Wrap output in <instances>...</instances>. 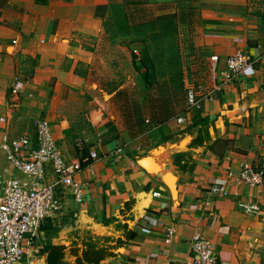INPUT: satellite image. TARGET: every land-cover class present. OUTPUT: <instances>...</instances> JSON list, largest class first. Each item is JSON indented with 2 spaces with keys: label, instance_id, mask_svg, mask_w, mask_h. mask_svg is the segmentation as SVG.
<instances>
[{
  "label": "crops",
  "instance_id": "obj_1",
  "mask_svg": "<svg viewBox=\"0 0 264 264\" xmlns=\"http://www.w3.org/2000/svg\"><path fill=\"white\" fill-rule=\"evenodd\" d=\"M122 1L0 0V144L5 134L33 130L37 88L43 80L68 75L65 67L70 62L89 66L100 57L104 20L96 14L97 7ZM144 2L157 19L180 16L189 7L197 10L198 22L179 24L175 30L187 31L189 38L184 46L189 51L185 84H194L204 94L200 108L185 114V123L207 117L216 126L210 128L211 138L219 143L213 148L207 140L195 145L198 130L177 134V118L145 126L138 135L125 133L120 145L113 143L110 150L119 147V152L85 164L77 175L88 182L82 200H74L71 191L63 196V209L56 217H72L75 227L60 237L40 235L38 247L28 250L35 252L28 262L48 264L47 253L41 251L44 241L83 243L92 236L116 234L112 219L126 200L134 198L131 225L137 237L119 249V264H189L197 233L213 243L224 264H264V184L231 182L228 195H213L208 189L228 168L238 171L242 163L264 167V0ZM237 51L253 58L255 74L224 81L226 58ZM213 55L219 56L215 70ZM32 58L37 60L33 69L27 61ZM15 83L18 92H13ZM210 93L213 100L207 97ZM153 133L169 138L151 141ZM97 146L102 156L103 147ZM75 149L63 152L73 158L78 156ZM176 154L187 159L175 160ZM7 165L0 147V170ZM243 203L255 205L257 211L246 212ZM80 230L91 236L85 238Z\"/></svg>",
  "mask_w": 264,
  "mask_h": 264
},
{
  "label": "built area",
  "instance_id": "obj_2",
  "mask_svg": "<svg viewBox=\"0 0 264 264\" xmlns=\"http://www.w3.org/2000/svg\"><path fill=\"white\" fill-rule=\"evenodd\" d=\"M211 60L215 70L219 56L213 55ZM225 63L224 81L255 74L253 58L242 51L229 55ZM19 89V83H15L13 92ZM203 95L194 84H186L188 110L199 109ZM207 97L213 100L211 93ZM176 118L179 123L186 121L185 114ZM75 144L78 156H67L59 147L50 121L42 116L34 118L32 131L17 136L3 135L0 147L6 153L8 165L0 170V264H21L29 248L38 247L40 231L47 218L62 212L58 192L63 188H71L74 200H82L88 182H81L77 175L85 164L100 159L101 155L97 144L88 137L77 138ZM120 150L117 148L108 154L115 155ZM15 172H21L25 177L14 176ZM231 182L250 187L262 186L264 167L242 163L238 171L228 168L223 176L211 183L210 190L213 194L228 195ZM153 194L160 196L159 192ZM241 206L246 212L257 211L252 204L243 203ZM173 232L172 228L168 230L169 238ZM192 246L189 264H224L213 243L200 233L193 236Z\"/></svg>",
  "mask_w": 264,
  "mask_h": 264
},
{
  "label": "rangeland",
  "instance_id": "obj_3",
  "mask_svg": "<svg viewBox=\"0 0 264 264\" xmlns=\"http://www.w3.org/2000/svg\"><path fill=\"white\" fill-rule=\"evenodd\" d=\"M114 1L118 2L119 0ZM112 5L103 3L102 6L104 7L98 11L102 13L100 17L104 20L103 30L100 38H98L100 39L98 52L100 57L95 61L93 60L89 66H81L70 62L65 67L66 71H70L68 75H66L67 72L64 73V76L54 75L43 80L37 88L39 99L35 106V115H37L36 117H46L50 121L59 147L64 152L68 148L73 153L74 148H76L75 155H78L79 150L75 142L77 138L83 136L90 138L96 144L100 143L102 145L101 158L104 156H114L108 154L113 149V143L119 146L121 140L123 141L124 139L125 133L132 135L126 124V117L129 114L128 106L133 108L135 100L142 102L146 99L147 87L142 76L133 67V52L141 55L143 50L153 55L155 48L149 45L151 43L145 45L142 41H133V39L137 35L153 33L154 31L149 27H145L140 30L131 29L129 33H121L115 22ZM109 7H111L112 14L108 13ZM178 7H181L179 11H183L182 6L179 5ZM186 32L180 30L170 35L173 39L175 52L181 60L182 67L188 62L187 56L189 54V51L184 50V46L188 43L189 39L186 36ZM27 61L28 64H31L32 69V66L37 63V60L34 58L31 61ZM29 76L33 77L31 73ZM121 79H124L122 84H120ZM191 110H187L186 113ZM34 118L33 120L31 119L32 126ZM185 122H178L180 124V131L177 134L184 136L185 134H191V130L195 129L198 130L197 136L200 132V127H190V124L193 122L192 120L188 123ZM212 124L214 125L212 126ZM148 125L152 126L146 120L142 128ZM209 125L210 128L216 129L215 123H210ZM162 138L164 137L157 133L150 135L151 141H161ZM217 143H219V139H213L212 137L208 139L207 146L213 148L214 144ZM184 159H187L186 156H182L181 154L175 155V160ZM185 161L188 164L191 160ZM14 176L25 177L21 172H15ZM210 185L208 189L213 194L210 190ZM70 191L71 188H63L58 192V199L61 201L64 198L63 196L67 195ZM71 218L68 215L56 217L51 222L58 223L59 230L57 232L42 231L40 235L50 238L69 234V228L75 227V222H72L71 220L73 219ZM80 231L85 238L91 236L86 235L87 233L84 230ZM41 239L44 238L42 237ZM46 242L44 241L43 245ZM28 256L34 259L35 252L32 251L30 254H26L21 264H29Z\"/></svg>",
  "mask_w": 264,
  "mask_h": 264
},
{
  "label": "trees",
  "instance_id": "obj_4",
  "mask_svg": "<svg viewBox=\"0 0 264 264\" xmlns=\"http://www.w3.org/2000/svg\"><path fill=\"white\" fill-rule=\"evenodd\" d=\"M103 7L102 5L97 7V15H102L98 11ZM112 8L121 33H129L131 29L140 30L145 27L154 31L137 35L133 39V41H142L145 45L151 43L149 45L155 48L153 55L143 50L141 55L133 52V67L142 76L147 87L145 101L135 100L133 108L128 106L127 128L132 135H138L146 120L152 126H158L187 112L184 70L170 35L175 32L179 24H195L199 18L197 10L189 7L180 16L157 19L152 14L151 6L148 7L144 1L137 0H125L120 4L112 5ZM123 81L124 79H121L120 84ZM209 124L207 117L194 119L190 124V127H200L199 134L193 140L195 145H203L204 140L208 141L211 138ZM168 138L169 136H165L164 139ZM135 203L134 198L126 200L119 216L112 219L115 222L116 234L92 236L83 243L47 241L41 249L43 253H47V263L119 264V249L137 237V231L131 225L134 220ZM54 220V217L47 218L41 230L57 232L59 225L51 222Z\"/></svg>",
  "mask_w": 264,
  "mask_h": 264
}]
</instances>
